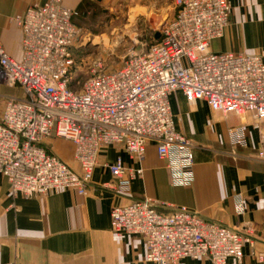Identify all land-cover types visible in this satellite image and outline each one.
<instances>
[{
	"label": "built area",
	"instance_id": "obj_1",
	"mask_svg": "<svg viewBox=\"0 0 264 264\" xmlns=\"http://www.w3.org/2000/svg\"><path fill=\"white\" fill-rule=\"evenodd\" d=\"M172 1L174 15L153 43L128 54L109 73L93 60L78 91L69 84L76 64L73 49L80 39L74 23L79 13L61 0H47L13 18L21 30V60L11 58L0 44V83L22 93L6 99L0 117V178L12 196L31 198L60 189L83 194L101 148L119 147L142 160L148 143L165 162L171 183L189 185L194 155L188 138L174 126L169 96L175 91L188 103L203 100L222 115L248 114L260 134L257 157L264 160V52L210 51L228 26L229 0ZM47 138L69 141L79 169L41 147ZM103 168L113 179V190L124 196L141 175L140 169L126 168L120 157ZM235 201L242 214L244 200L237 196ZM110 229L141 237L145 261L154 264L200 258L210 264H229L231 258L240 263L243 248L253 244L246 231L149 198L113 208ZM252 256L264 260L262 254Z\"/></svg>",
	"mask_w": 264,
	"mask_h": 264
},
{
	"label": "crops",
	"instance_id": "obj_2",
	"mask_svg": "<svg viewBox=\"0 0 264 264\" xmlns=\"http://www.w3.org/2000/svg\"><path fill=\"white\" fill-rule=\"evenodd\" d=\"M46 1L0 0V44L14 60L20 61L22 53L21 30L13 18ZM61 1L79 13L74 19L78 27V18L87 15L94 3H102L105 13V8L122 0ZM229 3L228 26L223 36L211 43L210 51L262 54L264 0ZM21 94L18 87L0 83V117L6 99ZM169 103L176 130L192 145L194 163L189 185L171 183L165 162L157 157L152 143L146 145L142 160L130 158L119 147L101 148L91 183L83 194L60 189L31 198L12 196L7 181L0 178V264H154L145 261L141 237L117 235L110 229L113 208L142 198L183 207L206 221L248 232L252 246L243 248L240 263L232 258L228 263L264 264V260L252 256V252L264 255V160L257 157L259 130L248 114L222 115L203 100L188 103L180 91L169 96ZM40 146L74 170L79 169L69 141L47 138ZM117 157L126 168L141 170V175L131 182L127 196L113 190V179L103 168ZM237 196L244 200L242 214L236 210ZM181 264L210 263L207 258H200L184 259Z\"/></svg>",
	"mask_w": 264,
	"mask_h": 264
},
{
	"label": "rangeland",
	"instance_id": "obj_3",
	"mask_svg": "<svg viewBox=\"0 0 264 264\" xmlns=\"http://www.w3.org/2000/svg\"><path fill=\"white\" fill-rule=\"evenodd\" d=\"M101 5L94 3L87 15L78 18L80 39L73 49L76 64L69 84L73 91L81 89L93 60L101 62L100 71L112 72L128 54L153 43L174 14L172 0H122L105 8V13Z\"/></svg>",
	"mask_w": 264,
	"mask_h": 264
}]
</instances>
